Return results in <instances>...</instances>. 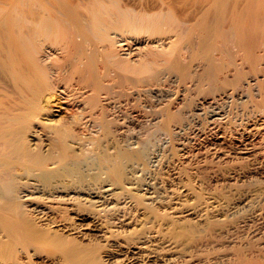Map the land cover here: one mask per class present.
I'll list each match as a JSON object with an SVG mask.
<instances>
[{"label":"bare ground","instance_id":"obj_1","mask_svg":"<svg viewBox=\"0 0 264 264\" xmlns=\"http://www.w3.org/2000/svg\"><path fill=\"white\" fill-rule=\"evenodd\" d=\"M21 1L24 8L21 7ZM25 1L29 4L27 9ZM119 1L83 0L73 3L67 0V4L64 2V5H60L55 0H0V12H5L0 14L3 15L0 16V79L3 78L5 84L6 81L11 83L10 87L12 85L8 92L9 86L3 85L0 80V95L4 96L0 97V100L4 99L0 101V264H264V135L263 139L259 138L264 129V107L258 100L262 108L256 102V98L264 94L260 90V93L258 90L256 92L254 88L256 83L260 84L259 81L254 84L248 81L246 88H237L226 76V83H232V88L218 93L213 98L216 102L213 106L197 104L184 112L188 123L172 124L162 153L146 152V156L150 157L148 160L141 154L130 159L134 152L131 153L128 149L130 146L126 145L134 138H128V123L135 122L136 116L117 120L122 124L116 129L118 138L109 140L114 143L111 146L108 143L103 144L105 148L101 147L102 144L98 145L105 150L101 154L110 155L123 148L129 151L125 157L133 162L132 166H143V171L149 167L150 170L147 169L150 176L141 179L130 173L132 176L125 183L122 180L125 178H120L118 170H122L118 168L122 162L115 163L117 168H113L114 163L111 162L114 172L119 173L111 179L110 176H102L104 171L97 169L99 166L95 167L94 156L87 157L81 169L84 176L64 171L68 162L64 161L58 146L59 142H66L67 128L70 130L73 125L80 124L84 128H91L93 136L101 135L104 127L101 124L104 122L99 124V117L95 121L94 118H84V114L76 113L72 115V122H66V127L62 121L61 125L67 130L60 128L58 123L55 126L59 129L53 124L44 123L46 132L42 133L38 122L42 121L43 113L53 114V103L60 104L63 99L57 91V84L61 81L60 75L63 76L69 70V60L74 63H70L74 65L72 72L69 71L70 78L73 73L76 78L80 70L84 71L85 49L92 51L91 57L96 54L95 51L104 57L103 66L110 68L103 72L109 74L113 71L111 69L118 67L123 72L142 73L143 68V71H139L140 68L129 59L117 54L120 51L118 47L122 49L133 42L126 34L132 37H141L139 34L142 33L158 36L166 26H176L169 14L158 16L159 13H154L148 16L144 11L143 15L138 14L139 10L135 13L133 9L130 10V5L129 8L125 4L121 6L123 2ZM79 4H83L79 6L81 9L78 8ZM117 35L122 39H118ZM117 44L119 46L116 47ZM43 47L47 51H59L60 55L64 52L67 57L64 58L66 62L63 60L65 64L59 63L63 58L51 62H56L53 63L55 68L45 65L46 60L38 64L40 52L48 53L40 51ZM170 47L167 48L169 51L172 50ZM168 50L149 51V55L145 56L147 58L144 57L145 61L152 65L168 63L174 57ZM90 66L95 67L92 64ZM241 67L236 72L244 68ZM166 72L159 75V81L178 84V76ZM43 73L48 78V82L45 78L46 81H43L47 83L46 86H41L40 82L44 80H40ZM64 76L69 78L67 74ZM253 77L255 79L252 80L256 81V76ZM75 81L71 80L73 83ZM75 83L80 86L78 82ZM138 91L134 92L137 97L140 96ZM60 92L64 91L60 89ZM81 95L76 97L80 98ZM71 96L70 99L73 98ZM151 97L155 109H160L165 102L174 98L173 93L160 90L153 91ZM121 107V104L112 107L110 115L118 117ZM91 108L90 111H94ZM160 119L161 114L154 115L151 119L153 123H150H158ZM39 135L44 136L39 139ZM82 144L79 138L68 147L73 149V154L78 155H82V150L83 153H95L99 148L94 141ZM105 156L102 159L106 160L105 168L109 169L113 155ZM175 156L182 157L185 164L192 165L191 176L174 167ZM112 158L117 162L120 157L117 154L116 158ZM15 169L20 172L18 178L24 184L20 191L19 187L11 190L5 185L11 178L9 175L13 173L12 178L14 174L17 175ZM96 170L100 171V176ZM94 171L98 176H95L97 174ZM168 171L172 173L169 178L164 176ZM44 176L48 185L45 182L40 184ZM71 181L77 182L75 187L67 186L66 182L72 185ZM169 181L173 186L169 185ZM190 182L197 184L198 192L191 189ZM13 192L18 193V202L26 201L25 207L32 214V223L23 222L16 216L14 210L17 205L13 204H17V200L16 197L11 198ZM54 200L61 205L71 200L83 205L82 208L75 203H70L72 205L66 208L49 205ZM86 205L89 209L85 208ZM67 212H73L76 218L66 216Z\"/></svg>","mask_w":264,"mask_h":264},{"label":"rangeland","instance_id":"obj_2","mask_svg":"<svg viewBox=\"0 0 264 264\" xmlns=\"http://www.w3.org/2000/svg\"><path fill=\"white\" fill-rule=\"evenodd\" d=\"M14 1H17V0H14ZM55 1H59L58 4L60 5H62V3L64 5V2L66 4L69 2V0L68 2H66L67 0L66 1L63 0L62 3H60L61 0H55ZM82 1L72 0L73 3H76V2L81 3ZM85 1L87 2L88 0H85ZM116 1L118 2L119 0H116ZM21 3H22L21 7H23V2L21 1ZM24 3H26L25 9H27L28 8L27 5H29L28 1H25ZM119 3H122L120 4L121 6H124L123 4H125V7L130 5L131 7L128 6V8L130 7V10L133 9L135 13H136V10H139V12L137 11V13L142 14V15L144 12H145V15H147L148 13V16L149 15L151 16V14H154V13L155 14L159 13L158 16H160V14L163 16L166 14H169L170 16L173 17L174 22H175L174 24L176 26L174 25H171L172 27L169 26L173 29L169 28L168 26L166 27L164 26L165 28L163 29L166 30L167 28L168 31L162 30L163 33L161 32L160 34L161 36L159 35V33H158V36L157 34H155L156 36L155 35L149 36V34L147 36V33L146 34L142 33V34H139L141 35V37H139L138 35L137 36L133 35L132 37L131 34H126V36L129 35V38L131 39L130 41L132 42L133 40V42L130 45L124 46L122 49L121 47H118V51L119 50L120 51L117 54L119 57H122L127 60L129 59L128 61L132 62L134 66H137L138 68H140L139 71L144 70L142 73L134 74V73H129L127 71L123 72V71H120L118 67L117 68L111 67L113 68L111 69L113 71H110L111 74L110 73L108 74V72L106 71L103 72L102 70H107L108 68H110V67L106 68L103 66L104 63L102 59L104 57L103 58L100 57V55L97 54V51H95L96 56L93 54V57H91L92 51L90 50L87 51L85 49L84 56L86 57V60H85L86 68L83 65L84 71L80 70L81 73L76 74L77 75V77L75 75L76 78H74V73H73L72 78H70L71 77L70 72H72V67L74 66L71 64H74V63L71 60H69L68 67L70 68L69 70H67L68 73L66 71H65L66 73L64 72L63 73L64 75L67 74L68 77L70 75V77L67 78V76L65 77L62 73L63 76L60 75V78L62 77L61 81H59V83L57 84V88H58L57 91H59V94L61 97H63V99L62 101H60V104L53 103V114L49 112H44L42 115L43 116L42 121H39L38 124L40 125V129L42 133L44 134L46 132V129L44 128V125H43L44 123H50V124H53V126H55V124L58 123L57 125H59V127L61 126L60 128L66 129L62 126L63 125L62 123L72 122L73 121L72 115L76 113H78V115L84 114L83 116L84 118H86L85 116H87V118L91 117V118H94V120L96 119L97 121L98 119L96 117H99L98 123L101 124L104 122L101 125L105 127V128L103 127L102 129L103 131L101 130V135L93 136V133L91 132V128L90 129L84 128L80 124L73 125L74 127H72V129L70 128V130L69 128H67L68 131H66V134H67L66 142H59L60 143L59 146L57 145L58 147H60L58 150H61L62 157L64 156V159H65L64 161L68 162V165L65 166L64 171L73 173L75 176H84L83 173L81 172V169L86 164L87 157L94 156L95 167L99 166V168L97 169L100 170L101 168L102 170L101 172L104 171L103 172L104 174L102 176H110L111 179H114L115 176H118V174L120 173L119 174L121 175L120 178L121 179L122 177L125 178V179H122L123 183H125V182H128L130 179V176H132L130 175V173L133 174V176H138V178L140 179L141 177H144V176L146 177L150 176L149 175L150 172H148L149 167H147L146 170L143 171L142 170L143 166H139V165L132 166L133 162H131L130 160L131 157L132 159H135L137 157L135 155H139V156L142 155L141 157H145V160H148V158L150 157L146 156L145 154L146 152L147 153L152 152L153 154H161L163 151V147L165 146L166 142L169 139V131L172 130L171 125L174 123L187 124L188 117L184 115V112H186L188 109L195 107V105L197 104H201L203 107L213 106L216 103L214 102L213 98L218 93H221L222 91H225L228 88H232L231 87L232 83L228 84L229 86L231 85L229 87L227 85L228 81L226 79H229L230 82H233L234 86L237 85V88H240L241 86L242 88H246L247 87L246 82L248 81H250L251 84L252 83L254 84L255 82L259 81L260 84L256 83V86H254V88H256V92L258 90L259 93L261 91V93L264 94L263 93V90H264V0H121L119 1ZM82 5L83 4H79L78 8L79 6L82 7ZM134 6L135 8H133ZM4 13L0 12V14H4ZM0 16L3 17V15H0ZM164 32H167V33L164 34ZM116 34H113V36ZM159 36L161 38H159ZM117 37L118 39L120 38L122 39V37H120L119 35H117ZM161 39L163 41H161ZM172 42L174 46L171 44ZM119 44L121 45V43ZM117 46L119 45L117 44L116 47ZM169 46H171L170 48H172V50L170 49V51H171V54H173L172 56H174V57H171L173 60L170 59L168 63L167 62L158 63L157 65L156 64L152 65L150 63H149L150 65L147 64V62L145 61V58L147 57L145 56L149 55L148 53L153 52V50H162L163 48L165 50H168ZM43 48L44 49H41L40 51L43 52L45 50V47ZM45 51L48 53L43 52V54H41L40 52V54L43 55V57L40 56L39 54L38 57L40 58H38L39 59L38 64L46 60L47 62L45 61L44 64L46 63L48 66L52 65L51 68H55L53 63L56 64V62H53V63L51 62L53 60L57 61V59L60 60L62 58H63L62 62L59 61V63L65 64L66 59L64 58H67V57L64 52H62L60 55L58 53L59 51L57 52L56 50L55 51L49 50L50 52L47 50ZM177 51H180L181 54H179V52ZM56 52L58 55L56 54ZM33 54L35 55V53ZM176 54H178V56L180 55V57L176 56ZM101 56H104V55H101ZM31 57L34 58V56H31ZM33 58H31V60ZM41 60H44V61H41ZM63 60L65 61L64 63H63ZM49 62L50 64H48ZM87 62L91 63L95 67L90 66L91 64H88ZM241 62L242 64L245 63V65L239 64ZM27 64H29V62ZM89 66L91 67V69H89L90 68ZM99 66L103 67L104 69ZM98 67H99V70L103 72V74L99 72L103 77L101 75H96V73L99 74ZM240 67L241 69L243 68L242 69L243 72L242 70H238V72H236L237 69H239ZM93 68L96 69L97 71L94 70ZM141 68H143V70ZM37 69L39 70L38 66H37ZM88 69L90 71H88ZM112 72H113V77L111 76ZM164 72L166 73L170 72V73L176 74L178 76V84L173 85L170 82L164 81V80L163 82H160L159 78H161L160 76H162L160 74H163ZM229 73H231V75ZM239 73H242V74H239ZM54 74L55 76L57 75L56 73ZM105 74L107 75V77ZM80 75L82 76L80 77ZM254 75L256 76V81L252 80L253 78L255 79V77H253ZM109 76L111 77L112 80L111 79L109 80L110 78ZM41 77H40V80L44 78L46 79V77L44 76V73L43 75H41ZM64 77L66 78L65 81H63ZM78 77L84 81L83 82L80 81ZM104 77L106 78V80L104 79ZM45 79L40 81L42 84L39 82L41 86L47 85V83L45 82L46 83L45 84L43 81L47 80L48 82V78L46 80ZM72 79H74V81L76 80L75 82H78L80 86L76 85L77 83L74 82L75 83V87H74L73 86L74 83L71 82ZM0 80L3 81L2 84L5 82L3 78H1ZM70 82L73 84H71ZM240 82L243 85H240L241 84ZM7 83L8 82L6 81V84L4 83L3 85L7 87L9 86V89H10V90L8 89V92H9L11 91L12 85L10 87L9 84L11 83H8V84ZM87 83L89 85L88 88L86 87ZM48 84L51 85L50 82ZM84 84H86V86H83ZM65 85L67 86V89ZM259 85H261L262 88ZM80 87L82 88L80 89ZM92 88H95L94 90H96L97 88L98 90L93 91ZM60 89L61 91H64L65 93L67 92V94H65L64 92H60ZM70 89L72 90V92L70 91ZM136 90H139L137 92V93H140L139 97L134 95V92H136ZM155 90L171 92L173 93L174 98L172 100L165 102L164 106L162 105L160 109L159 108L155 109L152 106L153 98L151 97V95H153V91ZM73 92L74 94L77 92L76 95L71 94ZM80 94H82L80 98L79 96L76 97L77 95H80ZM66 95H68L69 97ZM70 95H72L71 98L73 97L72 98L73 101H71L72 99H70ZM1 96L2 95H0V97ZM65 97L68 98L70 101L68 99L66 100ZM260 97L261 96H259V98L257 97L258 99L256 98V102L258 100V102L262 104L264 107V99H262L264 98V95L263 97L261 98ZM76 98L80 99L81 102L80 100H77ZM2 99L0 100L1 102L4 100ZM76 100H77V103L76 102L74 103V101ZM258 102H257L258 106L261 107L262 105H259ZM118 104L122 105L121 113H118L119 114L118 117L111 116L110 114L113 112L112 107L114 106L116 107L118 106ZM150 106H152L153 108L151 109ZM91 107H93L94 109V111L92 110L93 113L92 111H90L92 109ZM82 108L85 110V113H84V110H82ZM86 110H88L90 113H88V111ZM91 114L93 115V117ZM159 114L162 115V119H160L161 121L158 123L152 124L153 123L151 121L152 117L154 115H159ZM170 115L173 117L170 118ZM128 116L129 118L131 116H136V118H134V121L136 120L135 122L128 123L129 124L128 127L130 128L128 138L134 137L133 140L128 141L130 145H128L129 144L128 142L126 144L127 146H130L128 147V149H130V152L131 153L134 152L132 156H130V159L125 157V154L129 155L128 153L129 151H126L123 148L117 149V151L113 153L109 151L108 153H111L110 155L105 153L108 156L107 155L105 156V154H101L102 152L105 151L104 149H102V148H105L103 147V144L105 145L106 143H108L111 146L114 143L109 140L112 138H114V140H117L118 138L116 129L117 127L118 128L122 127V124L120 122L118 123L117 120H119L121 117H128ZM109 118L111 119L109 120ZM104 119H106L107 124L112 125V127L110 125H107ZM150 121L152 123H150ZM64 125L66 127L67 123ZM109 126L110 128H108ZM56 127L58 126H55V128ZM106 128L108 129L105 130ZM263 133H264V129L262 131V134H260L262 135V137L259 136L260 139L261 138L263 139V135H264ZM41 136H44V135H39L37 137L41 139L40 138ZM79 138L82 139V142H83L82 145H85L90 141H94L95 145H97V148L99 147L98 145H101V144H102L101 146L102 148L99 147L101 149L99 150L98 148L95 153L94 152L90 153V151L89 152L86 151V153H83V150H82V152H80V154L82 155L73 154V149H70L68 145L74 143ZM38 145H39V142H38ZM34 147L35 146H33V148ZM177 147L178 145L175 144V148ZM112 150L114 151V149ZM35 152H38V151H35ZM124 152H127V153H124ZM117 154L120 158H117V162H116V160L113 161L114 159L112 157L116 158ZM111 155L113 156L111 157L112 161H110L109 163L111 164V167H109V169H111L110 171L109 169L105 168V166H107L106 160L105 159L103 160L102 158H104V156L110 157ZM178 155H179V151H178ZM111 162L114 163L113 164L114 166L112 165ZM118 162L119 163L122 162V163L118 164ZM184 162H185V159H183L180 156H178V158L175 156L173 164L175 168H178L186 175L191 176L190 167H192V165H187V163L185 164ZM115 163L118 164V168H122V170L118 169L120 171L119 173L117 172L118 174L114 172V170L112 169V166L113 168L117 166V164ZM120 165L121 167H119ZM15 170H16L15 173H17V175L14 174V178H12L13 173L9 175L12 178V180L10 178L8 180L9 182L8 181L5 182V185H7L6 187L9 186L11 190H17L20 188L18 190L20 191L24 187V184L21 183L19 179L20 176L18 174H20V172H18L17 169ZM99 170H96V171H99ZM118 170L115 169V171H118ZM57 171L62 172L63 170H57ZM96 171H94L95 174L99 173V176H100L101 175L100 171L97 173ZM91 174H94V173L91 172ZM124 174L126 177L127 176L129 177L127 178L124 177ZM112 175L113 176L115 175V176L111 177ZM95 176H98V174ZM164 176H166L167 178H169V176H172L171 171L166 172ZM58 177L60 176H55V178H58ZM45 178L46 176H44V179L43 181L41 180L40 184L42 182H45ZM14 179L16 181H14ZM19 182L21 184H19ZM71 182H72V185L74 186H72L70 182H66L67 186L70 185V187H75V184L77 182H73V181ZM45 183L46 185H48L47 182ZM45 183H42V184H45ZM169 185L173 186V184L170 181H169ZM190 187L193 191L198 192V188H197L198 186L196 183L192 182L190 184ZM2 190H3V187H2ZM72 195L73 193H71V196ZM16 196H18V193L13 192V196L11 198L14 199ZM34 196H38V195H34ZM82 196H84L83 198H85L84 194H82ZM17 199L19 198L16 197V200ZM16 200H13V202ZM19 200L16 201L17 204H15V202L13 204L15 206L17 205L16 210H14L16 216L23 222H27L29 224L32 223V216H31L32 214L28 211L29 208L25 207L26 201L22 202L21 200L20 202H18ZM75 200L65 202L64 205H61L59 201L54 200L52 202H49V205H52L53 207H61V208H66L67 206L72 205L70 203H75L77 205H80V203L78 204V202ZM36 201H39V200L36 199ZM86 207L87 205L85 206V208ZM66 216L75 217V214L73 212H67Z\"/></svg>","mask_w":264,"mask_h":264}]
</instances>
